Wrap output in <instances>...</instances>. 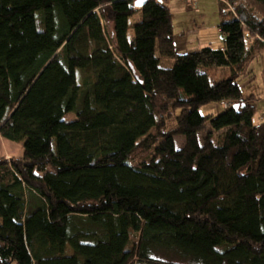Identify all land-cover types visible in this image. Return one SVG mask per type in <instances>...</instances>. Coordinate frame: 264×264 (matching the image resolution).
<instances>
[{"label":"trees","instance_id":"1","mask_svg":"<svg viewBox=\"0 0 264 264\" xmlns=\"http://www.w3.org/2000/svg\"><path fill=\"white\" fill-rule=\"evenodd\" d=\"M226 1L177 53L164 0H0V264H264V0Z\"/></svg>","mask_w":264,"mask_h":264},{"label":"rangeland","instance_id":"2","mask_svg":"<svg viewBox=\"0 0 264 264\" xmlns=\"http://www.w3.org/2000/svg\"><path fill=\"white\" fill-rule=\"evenodd\" d=\"M226 0H164L170 10L174 50L177 53L193 51L205 46L218 47L223 44L222 37L218 31L221 4L225 5ZM237 4V3H235ZM235 5L231 7L234 9ZM138 19L135 14L129 19L133 23ZM132 35V28L129 27L128 36ZM253 61L246 64L244 72L239 78L242 97L254 104L255 113L252 118L253 124L264 121V50L260 51ZM172 60L162 58L160 65L169 67ZM228 69H215V78L227 76ZM226 103H211L201 106L199 112L202 115L216 114L223 110ZM72 117L73 114H69ZM174 125L173 119L167 121V127ZM5 142V144H4ZM183 142L182 137L175 139L176 146ZM22 155L20 144L4 139L0 136V159L3 157L19 158ZM146 154L139 153V157Z\"/></svg>","mask_w":264,"mask_h":264},{"label":"water","instance_id":"3","mask_svg":"<svg viewBox=\"0 0 264 264\" xmlns=\"http://www.w3.org/2000/svg\"><path fill=\"white\" fill-rule=\"evenodd\" d=\"M161 1V0H159ZM146 2V0H134V6L135 7H141L144 3Z\"/></svg>","mask_w":264,"mask_h":264},{"label":"crops","instance_id":"4","mask_svg":"<svg viewBox=\"0 0 264 264\" xmlns=\"http://www.w3.org/2000/svg\"><path fill=\"white\" fill-rule=\"evenodd\" d=\"M218 31H219V29H218ZM4 144H5V142H4Z\"/></svg>","mask_w":264,"mask_h":264}]
</instances>
